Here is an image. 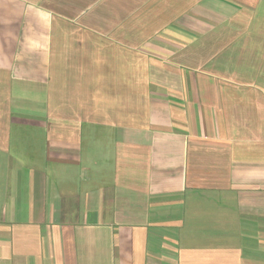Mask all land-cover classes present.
Segmentation results:
<instances>
[{"label":"crops","instance_id":"obj_1","mask_svg":"<svg viewBox=\"0 0 264 264\" xmlns=\"http://www.w3.org/2000/svg\"><path fill=\"white\" fill-rule=\"evenodd\" d=\"M0 264H264V0H0Z\"/></svg>","mask_w":264,"mask_h":264},{"label":"clouds","instance_id":"obj_2","mask_svg":"<svg viewBox=\"0 0 264 264\" xmlns=\"http://www.w3.org/2000/svg\"><path fill=\"white\" fill-rule=\"evenodd\" d=\"M44 14L51 16V13L50 12H47V11H45Z\"/></svg>","mask_w":264,"mask_h":264}]
</instances>
